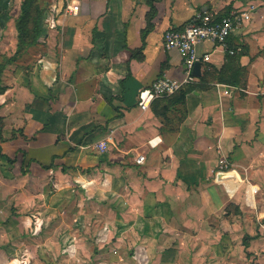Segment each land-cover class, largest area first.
Wrapping results in <instances>:
<instances>
[{
  "label": "crops",
  "instance_id": "crops-1",
  "mask_svg": "<svg viewBox=\"0 0 264 264\" xmlns=\"http://www.w3.org/2000/svg\"><path fill=\"white\" fill-rule=\"evenodd\" d=\"M13 1L0 0V53L18 46ZM44 1L38 44L0 78L2 154H17L19 173L22 152L31 162L14 180L52 190L39 201L40 211L18 218H44L51 201L65 194L80 203L111 200L126 208L123 218L163 223L165 245L189 242L190 256L179 264H264V213L255 230L245 211L248 201L260 205L264 192V0ZM75 5L79 12L68 13ZM251 6V20L225 47L198 45L210 61L201 62V77L190 84L197 88L184 103L169 105L166 117L156 113L166 102L146 112L138 107L140 92L159 78L185 79L181 53L164 48L167 31L182 29L198 13ZM238 45L243 53L231 58L227 50ZM139 155L143 164L135 162ZM221 158L232 164L229 171L219 169ZM255 186L260 195L252 193ZM231 207L241 209L245 225L227 216ZM32 257L27 252L21 264H43Z\"/></svg>",
  "mask_w": 264,
  "mask_h": 264
},
{
  "label": "rangeland",
  "instance_id": "rangeland-1",
  "mask_svg": "<svg viewBox=\"0 0 264 264\" xmlns=\"http://www.w3.org/2000/svg\"><path fill=\"white\" fill-rule=\"evenodd\" d=\"M24 1L20 3L15 0L12 4L13 11L17 9L12 15L16 29ZM33 1L30 17L34 19V6L36 3L43 6L45 1ZM15 36L18 39L16 31ZM29 49L31 48L19 52L17 46H10L6 53H0V78L6 65L27 55ZM4 90L0 80V96ZM3 126V117L0 116V134H3ZM14 168V164L0 155V251L8 257L7 260L4 255H0V264H21L29 251L33 253V263L38 259L43 264H179L188 260L191 249L189 242L181 245L180 241L175 239L170 247L167 243L165 245L163 223H147L144 222L145 218H123L122 210L126 208L116 206L111 200L97 201V204L80 203L77 202L75 194L70 197L65 194L58 201H51L44 218H18L20 212L32 215L40 211L39 201L41 198L42 201L49 200L52 190L51 187L36 184L29 179L22 180V187L14 179L25 175L23 169L21 168L19 173L18 169ZM6 172L7 175L4 174ZM22 188L29 190L23 192ZM29 202L31 205L26 204ZM247 204L250 207H245V211H251L252 226L259 230L257 215L264 213V192L260 205L254 200L248 201ZM227 216L244 219L243 224H246L247 218H243L239 207H231ZM261 222L264 224V218ZM174 226L179 228L176 224ZM216 226L215 223L212 228L215 229ZM208 227L205 224L204 231Z\"/></svg>",
  "mask_w": 264,
  "mask_h": 264
},
{
  "label": "built area",
  "instance_id": "built-area-1",
  "mask_svg": "<svg viewBox=\"0 0 264 264\" xmlns=\"http://www.w3.org/2000/svg\"><path fill=\"white\" fill-rule=\"evenodd\" d=\"M254 6L247 11L232 10L228 15L220 17L214 12H204L196 14L193 19L182 29H171L166 32L164 37V48L166 51L177 50L181 53L184 60L185 79L177 82L170 78H159L149 88L143 89L138 98V107L146 112L152 104L160 99L174 96L184 86L196 83L198 78L194 75V69L199 62H209L210 55L199 56L198 45L207 41L213 42L218 46L225 47L231 35L243 25L251 20ZM80 7L69 6L67 12L77 14ZM229 56H239L243 53L241 45L233 49H228ZM106 146L105 143L101 147ZM135 162L143 164L145 157L139 155ZM218 167L222 171H229L232 164L227 158H221ZM259 188L252 187V193L259 194Z\"/></svg>",
  "mask_w": 264,
  "mask_h": 264
},
{
  "label": "trees",
  "instance_id": "trees-1",
  "mask_svg": "<svg viewBox=\"0 0 264 264\" xmlns=\"http://www.w3.org/2000/svg\"><path fill=\"white\" fill-rule=\"evenodd\" d=\"M36 3V2H35ZM34 5L33 0H25L22 4L21 7V17L17 22V33H18V51L26 50L28 48H32L38 44V41L42 35V26H43V14H44V6H38L37 3L34 6L35 14L36 17L33 19L30 17V9L32 8L31 6ZM230 11H228L224 15H220V17H224L229 14ZM30 23H32V26H30ZM240 56V55H239ZM239 56H230L231 58H238ZM211 73L205 74L200 81L203 83L206 81V76H210ZM218 80L220 83H229L230 85H235L233 81H226L222 77H219ZM197 88V86L194 85H187L186 87L182 88L179 92H177L174 96L168 97V98H163L160 100L155 101L151 107H155L156 104H160L163 102H166V106L163 109L162 113H157V115L166 117L167 114L166 112L169 111V105L172 104H182L185 102V99L188 94H190L192 91H194ZM1 92V91H0ZM2 125V124H1ZM2 131V130H1ZM6 140L3 137V134H0V155L5 157L9 163L16 164V162L19 160L17 154L14 159L9 158L7 156H4L2 154L3 149L1 147V144L4 143ZM22 158L21 160V168L23 169V174L28 173V168L30 166V163L26 165V152H22ZM51 167H47L44 169H51Z\"/></svg>",
  "mask_w": 264,
  "mask_h": 264
},
{
  "label": "water",
  "instance_id": "water-1",
  "mask_svg": "<svg viewBox=\"0 0 264 264\" xmlns=\"http://www.w3.org/2000/svg\"><path fill=\"white\" fill-rule=\"evenodd\" d=\"M201 67H202V63L199 62L196 64L195 69H194V75L198 78L201 77Z\"/></svg>",
  "mask_w": 264,
  "mask_h": 264
}]
</instances>
